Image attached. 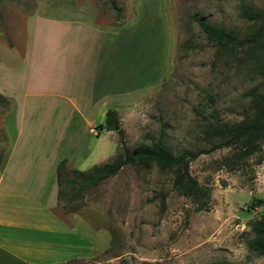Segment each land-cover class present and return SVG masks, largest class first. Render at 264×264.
Returning <instances> with one entry per match:
<instances>
[{"label":"rangeland","instance_id":"obj_1","mask_svg":"<svg viewBox=\"0 0 264 264\" xmlns=\"http://www.w3.org/2000/svg\"><path fill=\"white\" fill-rule=\"evenodd\" d=\"M40 1L0 0V77L3 66L23 52L19 39L25 19ZM77 1L93 2L103 26L130 24L137 38L132 67L138 77L132 87L146 97L117 112L118 129L107 127L100 136L86 133L87 140L80 143H56L61 155L70 152L72 163L67 161L62 169L55 212L67 223L76 214L83 217L82 225L74 223L75 237L92 250L91 257L68 264H264V256L248 245L254 237L249 223L264 212V139L257 153L231 161L227 158L234 148L210 151L203 132L209 121L233 123L257 114L245 93L264 90V0H116L119 12L110 0ZM244 6L263 16H244ZM194 16L231 30L239 41L220 44L209 39ZM17 40L9 52L7 44ZM9 108L0 94V163L16 136L15 113ZM104 121L100 118L97 124ZM161 135L176 153L208 151L190 163L192 175L210 188L207 208L199 209L193 197L180 193L174 170L157 165L126 164L82 190L66 183L78 180L73 168L112 162L126 148L149 144ZM79 145L91 152H78ZM259 199L262 204L252 206Z\"/></svg>","mask_w":264,"mask_h":264},{"label":"crops","instance_id":"obj_2","mask_svg":"<svg viewBox=\"0 0 264 264\" xmlns=\"http://www.w3.org/2000/svg\"><path fill=\"white\" fill-rule=\"evenodd\" d=\"M129 25L103 26L93 2L77 0H41L25 19L23 52L3 66L0 77L16 133L0 163V264L91 257L89 246L75 237L74 223L82 225L83 217L76 214L67 223L55 212L58 164L72 160L70 152L58 153L56 143H80L86 133L100 136L97 121L109 109L120 113L146 97L132 87L138 77L137 38ZM17 43L7 44L9 52Z\"/></svg>","mask_w":264,"mask_h":264},{"label":"trees","instance_id":"obj_3","mask_svg":"<svg viewBox=\"0 0 264 264\" xmlns=\"http://www.w3.org/2000/svg\"><path fill=\"white\" fill-rule=\"evenodd\" d=\"M110 5L116 11H120L116 0H110ZM242 14L250 19H257L262 15V12L251 6H244ZM201 30L207 37L220 44L227 42L239 41L236 33L227 28L206 20L204 17L194 16ZM261 32H264V26ZM261 71L264 74V62L261 66ZM250 97L253 106L257 109V114L253 119H243L233 123H215L209 121L203 129L204 136L210 142V151L232 147L234 152L227 159H244L250 157L260 150L261 142L264 139V90L258 88L251 89L245 93ZM117 111L109 109L105 116V121L96 126L98 135L105 128H113L117 121ZM112 126V127H111ZM203 152H208L202 149L192 150L183 149L176 153L167 144L166 140L161 135L156 140L149 144H140L132 150L127 148L124 152L119 153L117 158L112 162L105 164H95L87 170L73 168L72 171L78 180H67L66 183L76 188V190L86 189L87 187L98 184L103 179L116 174L124 165L134 164L142 167L157 165L163 169L174 170V186L180 193L193 197L198 203L199 209L207 208L211 191L209 187L201 185L190 171V163ZM67 160L62 159L57 168V181L60 191L62 189V169L65 167ZM262 204V199L252 203V206ZM251 232L254 237L248 241L249 247L264 256V212L258 219L252 220L249 223ZM61 263V264H68ZM212 264H231L226 260H216Z\"/></svg>","mask_w":264,"mask_h":264},{"label":"water","instance_id":"obj_4","mask_svg":"<svg viewBox=\"0 0 264 264\" xmlns=\"http://www.w3.org/2000/svg\"><path fill=\"white\" fill-rule=\"evenodd\" d=\"M114 127H115V129H118L119 126H118V124L115 123V126Z\"/></svg>","mask_w":264,"mask_h":264}]
</instances>
